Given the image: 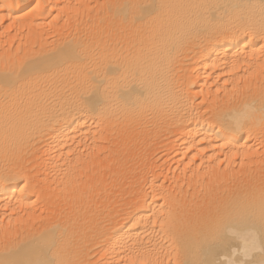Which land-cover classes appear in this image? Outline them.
Segmentation results:
<instances>
[{
  "label": "bare ground",
  "instance_id": "obj_1",
  "mask_svg": "<svg viewBox=\"0 0 264 264\" xmlns=\"http://www.w3.org/2000/svg\"><path fill=\"white\" fill-rule=\"evenodd\" d=\"M0 264H264V0H0Z\"/></svg>",
  "mask_w": 264,
  "mask_h": 264
},
{
  "label": "snow or ice",
  "instance_id": "obj_2",
  "mask_svg": "<svg viewBox=\"0 0 264 264\" xmlns=\"http://www.w3.org/2000/svg\"><path fill=\"white\" fill-rule=\"evenodd\" d=\"M83 103H85L84 101H82ZM86 104V103H85Z\"/></svg>",
  "mask_w": 264,
  "mask_h": 264
}]
</instances>
